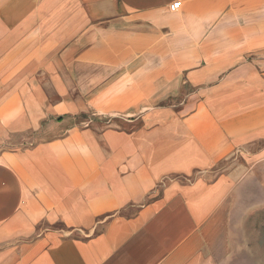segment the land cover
<instances>
[{
  "label": "crops",
  "instance_id": "1",
  "mask_svg": "<svg viewBox=\"0 0 264 264\" xmlns=\"http://www.w3.org/2000/svg\"><path fill=\"white\" fill-rule=\"evenodd\" d=\"M85 113L141 119L69 128ZM263 244L264 0H0V264H264Z\"/></svg>",
  "mask_w": 264,
  "mask_h": 264
},
{
  "label": "rangeland",
  "instance_id": "2",
  "mask_svg": "<svg viewBox=\"0 0 264 264\" xmlns=\"http://www.w3.org/2000/svg\"><path fill=\"white\" fill-rule=\"evenodd\" d=\"M141 117L139 116H103V115H92V114H79V115H69V128L79 126L80 128H95V129H105V128H114L121 132H126L128 134H132L134 131L131 128L137 121H139ZM44 133L41 131L34 132H21L16 133L15 140L13 143L15 145L24 144V146L39 144L45 138ZM122 145L126 146L127 142L122 141ZM23 146V145H22ZM91 148L95 151V153L104 154L106 159H111L113 157V145L106 141L104 143H98L96 145H92ZM141 150V147L139 148ZM81 149H79L80 151ZM74 159H77V154L74 151L72 153ZM129 159V158H125ZM134 159H143L141 154L135 157ZM264 252V244L260 245V253ZM264 262V261H262Z\"/></svg>",
  "mask_w": 264,
  "mask_h": 264
},
{
  "label": "built area",
  "instance_id": "3",
  "mask_svg": "<svg viewBox=\"0 0 264 264\" xmlns=\"http://www.w3.org/2000/svg\"><path fill=\"white\" fill-rule=\"evenodd\" d=\"M180 7V3L179 2H175V3H173L172 5H171V8L172 9H177V8H179Z\"/></svg>",
  "mask_w": 264,
  "mask_h": 264
}]
</instances>
